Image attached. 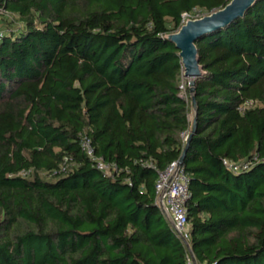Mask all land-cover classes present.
Instances as JSON below:
<instances>
[{
	"label": "trees",
	"instance_id": "16d2710c",
	"mask_svg": "<svg viewBox=\"0 0 264 264\" xmlns=\"http://www.w3.org/2000/svg\"><path fill=\"white\" fill-rule=\"evenodd\" d=\"M229 1L0 0V264H264V0L196 42L194 130L166 39Z\"/></svg>",
	"mask_w": 264,
	"mask_h": 264
},
{
	"label": "water",
	"instance_id": "95a60500",
	"mask_svg": "<svg viewBox=\"0 0 264 264\" xmlns=\"http://www.w3.org/2000/svg\"><path fill=\"white\" fill-rule=\"evenodd\" d=\"M258 0H230L223 8L197 19L186 20L175 33L166 36L178 50L181 60L182 75L188 79L194 118L192 130L196 126V100L193 95L194 79L201 74L196 42L202 37L229 26L236 19L242 17ZM183 156L177 164L181 166Z\"/></svg>",
	"mask_w": 264,
	"mask_h": 264
},
{
	"label": "built area",
	"instance_id": "2783aa9c",
	"mask_svg": "<svg viewBox=\"0 0 264 264\" xmlns=\"http://www.w3.org/2000/svg\"><path fill=\"white\" fill-rule=\"evenodd\" d=\"M86 148L87 153L91 155V150L88 147ZM223 164L232 171L247 167L246 163L238 165L229 163L227 160H223ZM98 167L105 169L106 166L99 163ZM155 190L157 205L168 219L178 238L188 244L189 227L185 206L188 198V180L182 167L178 166L177 161L171 162L163 171L158 173Z\"/></svg>",
	"mask_w": 264,
	"mask_h": 264
},
{
	"label": "rangeland",
	"instance_id": "374dc122",
	"mask_svg": "<svg viewBox=\"0 0 264 264\" xmlns=\"http://www.w3.org/2000/svg\"><path fill=\"white\" fill-rule=\"evenodd\" d=\"M197 16H198V15H197ZM197 16H196V17H197ZM184 19H185V21H186V20H188V19H197V18H189V16H185ZM1 21H2V20H0V27H1V25H2V24H1Z\"/></svg>",
	"mask_w": 264,
	"mask_h": 264
}]
</instances>
